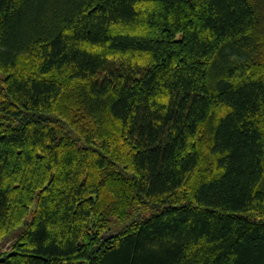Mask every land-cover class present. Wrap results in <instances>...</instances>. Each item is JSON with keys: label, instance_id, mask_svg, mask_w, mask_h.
Here are the masks:
<instances>
[{"label": "trees", "instance_id": "obj_1", "mask_svg": "<svg viewBox=\"0 0 264 264\" xmlns=\"http://www.w3.org/2000/svg\"><path fill=\"white\" fill-rule=\"evenodd\" d=\"M25 223L0 264H264V0H0Z\"/></svg>", "mask_w": 264, "mask_h": 264}, {"label": "rangeland", "instance_id": "obj_2", "mask_svg": "<svg viewBox=\"0 0 264 264\" xmlns=\"http://www.w3.org/2000/svg\"><path fill=\"white\" fill-rule=\"evenodd\" d=\"M121 169L124 168V166L120 165L118 166ZM136 214L135 213H131L130 216L128 218H126L125 220H120V219H114V222L112 224V229L111 231H109V233L111 232H117L120 229H122L124 227L125 224L130 223L131 220L135 219ZM27 221L28 222L31 219V215H29L27 217ZM26 228V223L24 224V226L21 229H18L16 232H14L13 234H11L8 239H6L5 241H1L0 242V252H5V251H9L12 244L14 243L16 237H18L19 233ZM108 233V234H109Z\"/></svg>", "mask_w": 264, "mask_h": 264}]
</instances>
